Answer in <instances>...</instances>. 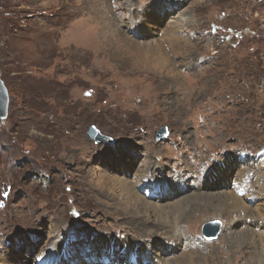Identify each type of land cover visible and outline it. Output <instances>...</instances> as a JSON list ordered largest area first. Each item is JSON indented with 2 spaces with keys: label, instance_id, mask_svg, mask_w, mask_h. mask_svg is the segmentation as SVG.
<instances>
[{
  "label": "rangeland",
  "instance_id": "obj_1",
  "mask_svg": "<svg viewBox=\"0 0 264 264\" xmlns=\"http://www.w3.org/2000/svg\"><path fill=\"white\" fill-rule=\"evenodd\" d=\"M127 1L0 0V75L11 94L10 113L0 118L2 257L17 252L18 264L27 256L39 264L37 253L50 238L45 219L61 222L65 231L73 226L69 264L79 263L71 249L101 259V235L122 243L128 227L106 218L92 179L126 175L129 159V174L143 169L146 147L167 165L162 163V183L171 180L167 173L173 177V191L148 197L157 204L169 206L179 188V194L199 193L195 188L213 181L209 175L216 166L228 169L234 162L232 171L246 168L244 187L264 194V168L257 189L251 184L255 171L249 173L253 167L246 164L253 158L264 162V0H176L175 7L167 0ZM154 5L164 6L156 11ZM154 10L160 24L150 31L153 36L139 37L133 30ZM116 16L123 28L113 25ZM181 37L183 43H172ZM123 40L131 48H122ZM159 42L169 58L164 69L147 54ZM91 125L113 142L105 138L109 143L96 145L88 136ZM162 128L169 133L159 141ZM233 176L221 188H234L239 181ZM241 198L247 202L246 193ZM259 201L247 204L254 209ZM189 218L177 243L165 239L154 247L155 262L213 252L217 260L210 264H252L246 251H230L224 238L236 227L237 215L226 219L203 210ZM210 221L223 228L207 242L201 232ZM254 223L246 219L237 229L251 226L260 234L262 224ZM133 238L139 245L153 243ZM51 252L54 258L66 254L60 248ZM122 258L121 264L129 260Z\"/></svg>",
  "mask_w": 264,
  "mask_h": 264
},
{
  "label": "bare ground",
  "instance_id": "obj_2",
  "mask_svg": "<svg viewBox=\"0 0 264 264\" xmlns=\"http://www.w3.org/2000/svg\"><path fill=\"white\" fill-rule=\"evenodd\" d=\"M127 2L132 4L134 0H128ZM168 2L171 3L170 5L167 6H173V7L177 6L176 0H167V3ZM155 5L153 9L156 8L157 9L156 11H158L159 8L164 6V5H160L156 7ZM164 8L166 10L167 7ZM105 12L108 13L106 10ZM109 13L113 14L111 8H109ZM146 16L147 17L145 22L143 23V27L140 28L139 27L135 28V26L132 27L134 24H131L132 26H130L131 29L135 28L133 30L135 34L143 38H147L148 35L153 36L152 29L157 28L158 25L160 24V18L155 14V10L154 12L146 13ZM115 19L116 20L115 21L113 20L112 22L113 25L115 26L118 25L119 28H123L124 24L119 22L117 16L115 17ZM180 31H181L180 29L178 30L175 29V33L181 34ZM181 39L182 37L179 38L178 40L176 39L172 40V43L179 42L181 44L183 43L180 41ZM125 40H123L124 44L122 48H126V47L131 48V45L126 44ZM162 44H160V42L159 44L155 43L152 45V48L150 46L148 47L147 46L148 44H146L145 46L150 48L149 50H147V54L151 55L153 58L157 57V59L155 58L156 61L155 63H157V67L161 66L164 69V66L167 63H169V58H166L167 54L165 55L164 52L165 49ZM141 45H144V43ZM145 46H141L139 48V51H141V49H143V47ZM144 54L145 57L149 60L148 55L146 53ZM173 77L177 81L178 75L175 74L174 71H173ZM146 148L147 149L144 152L147 155L145 159L141 161V165H140V167L143 166V169L132 171L129 174L128 171L132 163V160L129 159V161H125V164L126 166H128V168L124 169L123 173H125L126 175L111 176L109 174L110 176L104 175L103 177H101V176H96L95 174V178L92 179L93 181L92 184L94 188H97L98 190V192L95 195V199L98 201L101 207L105 206V209L103 208V210L106 212L105 214L107 216L106 218L108 219L114 218L117 221L116 223L117 225L119 224L127 225L128 233L131 234L130 235L127 233L128 236L121 239L122 243L117 241L116 244H115L116 239L114 240V235L113 236L101 235L99 239L101 240L102 245L105 246L106 248V254H100L101 259L111 260V261L114 259L116 263L119 262L121 264L120 257L123 256V258L125 259L128 256L129 260L126 259V264H210L212 261L217 260V256L213 252L205 256H203L199 252H195V253L191 252L183 255L182 259L180 258L179 260L174 259L171 260L169 263H166L167 261H169V259H165L161 257L158 258V261L160 259L162 262H158V261L155 262L153 260V257L154 256L156 257V252H155L156 249L154 247L157 248L158 243L163 242L162 240L165 239H168L170 242L172 241L171 244H173V242H176L177 237L179 236V232L181 230V224L187 222L190 219L189 217L192 216L194 213H198L199 211L201 212L205 210V211H213L215 214H218V216L225 215L226 219H230L229 215L232 214L237 215L238 223L236 224V227L230 230L229 236L224 237L225 240L227 241L226 243L228 245V249L234 252L246 251V253L251 256L250 262L252 264H264V194L260 195V191H259V195H258L259 197H258L257 194L254 193V191H251L250 189L251 187L249 188L248 186L244 187V177L246 176V172H247L244 166L243 167L237 166L238 169L234 171H232V169L234 168L235 162L233 163V165L230 166L227 164L228 169H225V167L219 168L216 166L214 169L215 173L212 175V177L211 175H209L210 179H213V181L206 182L203 188H202L203 184H198L197 188H195L197 189L196 191H198L199 193L193 194L191 192L189 194V189H187L186 192L184 191L182 194H179V189H180L179 188L177 198L167 203V205L169 206H163L161 204H157L156 202H152L148 200V197L156 193H159L158 196L161 194L167 195L168 194L167 190L173 191V188L170 187L169 185V184L173 185V179H172L173 177L169 173H167V176L171 180L166 181L164 184L162 183V181L160 180L162 178H159L160 177L159 174L160 171L164 170L162 169V165H163L162 163L164 162L160 163L158 160V158L162 156H158L159 152H154V150L152 151L148 147ZM102 150H100L99 153H101ZM106 154H108V152L101 153L100 155H106ZM123 156H125V154ZM246 164L250 167H253V169L249 173L253 174L255 171L256 175L254 179H252V177L249 174L248 176L251 177L252 180L251 184H253L258 189L259 182L262 176L260 175V173L264 168V162L261 160H255V158H253L252 160H247ZM164 166L167 165L164 163ZM234 173L237 174L236 181H239V183L234 188L231 189L221 188L222 185H227L228 182L230 185L233 182L232 179H234L233 176ZM185 180L187 179L185 178ZM195 184L197 185V182H195ZM227 187L229 186L227 185ZM142 191H144V194L140 195V192L142 193ZM244 193H246L247 202L245 199L241 198V195H243ZM259 198L261 199L262 202L258 205L253 206L254 209L250 208L249 207L250 205L248 204L258 202ZM243 212L247 214L244 220L242 216ZM36 217L39 219L42 218L40 217V215H36ZM246 219H251L255 221L256 222L254 223L255 225H259L260 223L262 224V227H260L261 228L260 234L254 232L255 230H253V227L251 226H248L247 230L238 231L239 229H237V226L238 225L241 226L243 222L245 223ZM45 222L50 224L48 229L50 238L47 242V245L45 247H42L41 251L37 253L36 262L39 264H49V262H52L53 260L59 258V260L52 262V264H67V263L69 264L70 262V260L68 259V254H70L69 246L71 245L73 239L75 238L71 236L73 232V226L71 227V229L65 231L67 226L62 227L61 222H55V220L53 219H49V220L45 219L42 225L45 224ZM130 236L137 238L144 237V239L150 238L153 240L148 239V241L149 242L151 241L153 243L152 245L149 246H147L148 244L139 245L137 239ZM85 237L89 239V237L87 236ZM77 240L79 239L77 238ZM161 244L163 245L164 243ZM57 248L58 249L60 248L62 250V253L64 251L66 252L64 258H61L62 255L58 256V258H54L50 254L52 250L54 251V249ZM117 251H119L120 253L117 254ZM71 252H74V257L78 258L79 260L78 264H102L100 262L101 259L99 258L90 260L89 254L83 253V255L80 256L76 252V250H72V249ZM19 258H20L19 254L17 252H8L5 256L3 257L0 256V264H18L17 261L19 260ZM31 260L32 259L28 258L27 256L26 259H21L22 262L21 264H29V263L32 264L33 260L32 261ZM219 264H227V263L223 261H219Z\"/></svg>",
  "mask_w": 264,
  "mask_h": 264
},
{
  "label": "water",
  "instance_id": "obj_3",
  "mask_svg": "<svg viewBox=\"0 0 264 264\" xmlns=\"http://www.w3.org/2000/svg\"><path fill=\"white\" fill-rule=\"evenodd\" d=\"M9 104H10V96L8 89L6 88V86L4 85V83L0 78V118L3 120L8 117ZM167 135H168V129L163 128L158 132V140L160 141L165 139ZM88 136L92 140H95L96 142H101V140H104L102 137H98L97 130L94 126L89 127ZM221 229H222V224L220 222H210L204 225L203 233L207 239H216L219 237V234L221 233Z\"/></svg>",
  "mask_w": 264,
  "mask_h": 264
},
{
  "label": "flooded vegetation",
  "instance_id": "obj_4",
  "mask_svg": "<svg viewBox=\"0 0 264 264\" xmlns=\"http://www.w3.org/2000/svg\"><path fill=\"white\" fill-rule=\"evenodd\" d=\"M11 94H9V96H10ZM11 98V97H10Z\"/></svg>",
  "mask_w": 264,
  "mask_h": 264
},
{
  "label": "clouds",
  "instance_id": "obj_5",
  "mask_svg": "<svg viewBox=\"0 0 264 264\" xmlns=\"http://www.w3.org/2000/svg\"><path fill=\"white\" fill-rule=\"evenodd\" d=\"M10 101H11V98H10Z\"/></svg>",
  "mask_w": 264,
  "mask_h": 264
}]
</instances>
